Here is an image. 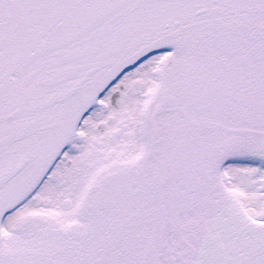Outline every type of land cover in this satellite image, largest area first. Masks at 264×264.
<instances>
[{
    "label": "snow or ice",
    "instance_id": "obj_1",
    "mask_svg": "<svg viewBox=\"0 0 264 264\" xmlns=\"http://www.w3.org/2000/svg\"><path fill=\"white\" fill-rule=\"evenodd\" d=\"M0 264H264V0H0Z\"/></svg>",
    "mask_w": 264,
    "mask_h": 264
}]
</instances>
